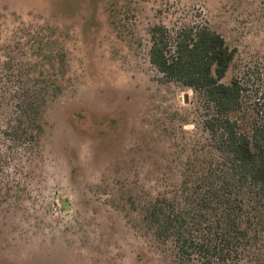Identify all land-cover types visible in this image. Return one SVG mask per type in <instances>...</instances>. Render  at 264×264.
I'll use <instances>...</instances> for the list:
<instances>
[{"label": "rangeland", "instance_id": "rangeland-1", "mask_svg": "<svg viewBox=\"0 0 264 264\" xmlns=\"http://www.w3.org/2000/svg\"><path fill=\"white\" fill-rule=\"evenodd\" d=\"M156 25L222 33L237 49L228 79H249L261 105L264 0H0V104L11 75L49 73L38 146H0V264H181L131 203L211 148L204 100L150 62Z\"/></svg>", "mask_w": 264, "mask_h": 264}, {"label": "trees", "instance_id": "trees-1", "mask_svg": "<svg viewBox=\"0 0 264 264\" xmlns=\"http://www.w3.org/2000/svg\"><path fill=\"white\" fill-rule=\"evenodd\" d=\"M151 39L149 57L157 71L204 100L202 127L211 148L207 156L190 159L174 184L148 198L137 192L131 202L135 214L181 264H264V98L250 108L249 79H228L237 49L210 26L170 39L156 25ZM57 56L62 64L64 53ZM48 74L34 83L29 75L10 76L9 97L1 102L9 115L0 113L6 125L0 127V146H38L43 127L36 118L46 102ZM60 74L65 79L63 67ZM0 80L6 85L5 77ZM2 153L0 148V161H6Z\"/></svg>", "mask_w": 264, "mask_h": 264}, {"label": "water", "instance_id": "water-1", "mask_svg": "<svg viewBox=\"0 0 264 264\" xmlns=\"http://www.w3.org/2000/svg\"><path fill=\"white\" fill-rule=\"evenodd\" d=\"M185 99H186V102H188V95H186Z\"/></svg>", "mask_w": 264, "mask_h": 264}]
</instances>
